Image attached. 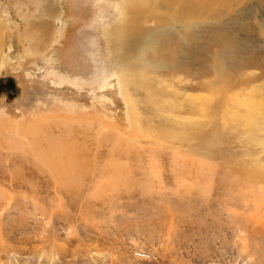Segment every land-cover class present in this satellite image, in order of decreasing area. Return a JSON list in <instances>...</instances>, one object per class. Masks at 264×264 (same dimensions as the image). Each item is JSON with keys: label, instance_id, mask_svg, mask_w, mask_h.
I'll return each mask as SVG.
<instances>
[{"label": "rangeland", "instance_id": "374dc122", "mask_svg": "<svg viewBox=\"0 0 264 264\" xmlns=\"http://www.w3.org/2000/svg\"><path fill=\"white\" fill-rule=\"evenodd\" d=\"M261 72L264 0H0V264H264V180L237 169L264 167Z\"/></svg>", "mask_w": 264, "mask_h": 264}, {"label": "bare ground", "instance_id": "6f19581e", "mask_svg": "<svg viewBox=\"0 0 264 264\" xmlns=\"http://www.w3.org/2000/svg\"><path fill=\"white\" fill-rule=\"evenodd\" d=\"M137 2L139 3V6H142V7L146 6V4H147V0H137ZM50 8L51 7H49L48 10H50ZM46 10H47V6H46ZM130 10H131V8L129 9V11ZM52 11H50V12L52 13ZM130 19H132V18H130ZM133 21H134V19H133ZM125 22H127L126 19L123 20L122 24H119L117 26H113L112 25L113 27L110 28V29H103V36H104L105 42H106V48L105 49H106V54H107V61L111 65V68H113L115 73L119 76V78H120V80L122 82V89H123L124 94H128L126 88L129 85V81H128V79H126V77L123 74V69L121 67V63L122 62L124 63V62H127V61H129L131 63H134V66L136 67L135 68L136 70L134 71V75H137L138 79H142L143 78L142 77L143 74H142V69L140 68L141 67L140 62L143 61L144 53H143V49H139L137 51H134L135 48H133L132 51H134V52L131 54L132 59H130V57H126V56L122 57V55H119L118 46H119V42L125 36L124 31L122 32V30H123V28L125 27V24H126ZM133 23L137 25L136 22H133ZM48 32H45L43 35L47 36ZM137 36H138V40L143 38V35H142V33L140 31H139V33H137ZM126 43H128V42H126ZM128 47H130V46H128ZM263 73L264 72H261V73L257 74L255 76L256 79L260 78ZM15 84L17 85V80H16ZM254 93H255L254 90H252L251 92H249L247 94H254ZM19 94H20V87H19ZM262 94H264V93H262ZM242 103L243 104L246 103V105L248 107V113L244 117L245 118V122L244 123L248 124L250 126L253 125L255 127V124H256L255 122H257V121H256V118H253V115H255V116L257 115V116H260L261 118H264V100H263L262 103H259L258 101H255V100H253V101L252 100L243 101ZM129 107H130L131 111H133L132 103H130V101H129ZM132 115H134V114H132ZM250 117H252V118H250ZM135 122H136V119H134V123ZM262 122H263V120H262ZM61 139H64V141L67 142V143L70 142V140H68V138H61ZM54 140H55V138L53 136H51L50 134H48V133H46V134L40 133V134L36 135L35 137H33L34 146H36L37 148L38 147L41 148L42 142L44 143V147L39 149L40 152L38 154V157H40V159H43V161H45V162L46 161L50 162V161H54V160L57 159V161H55V163L57 165H61V170H68L70 167L64 166V165L66 163H68L70 165L72 164L71 163L72 162V154H71V152H69L70 150H68L70 148H67L66 151H65L66 153L63 154V152H61L62 150H60L58 148L57 144L53 143ZM49 142H51V143H49ZM64 159H65V161H63ZM68 160H70V161H68ZM62 161L65 162V163H63ZM54 169H58V167L54 166ZM237 169H239V171L241 172V175L244 178H246L248 181H251V182L255 181L256 182V181L264 180V167L261 166V165H258L256 163H254L253 165L251 164L250 166H246V165H243V163H242V164H238V168Z\"/></svg>", "mask_w": 264, "mask_h": 264}, {"label": "water", "instance_id": "95a60500", "mask_svg": "<svg viewBox=\"0 0 264 264\" xmlns=\"http://www.w3.org/2000/svg\"><path fill=\"white\" fill-rule=\"evenodd\" d=\"M16 80L12 75L0 77V95H3L7 101L19 95V87L15 84Z\"/></svg>", "mask_w": 264, "mask_h": 264}]
</instances>
